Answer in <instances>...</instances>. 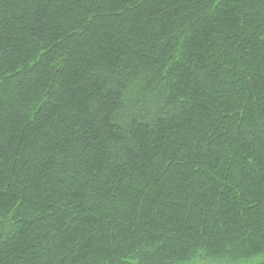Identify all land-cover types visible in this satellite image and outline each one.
<instances>
[{
  "label": "trees",
  "instance_id": "1",
  "mask_svg": "<svg viewBox=\"0 0 264 264\" xmlns=\"http://www.w3.org/2000/svg\"><path fill=\"white\" fill-rule=\"evenodd\" d=\"M262 254L264 0H0V264Z\"/></svg>",
  "mask_w": 264,
  "mask_h": 264
},
{
  "label": "rangeland",
  "instance_id": "2",
  "mask_svg": "<svg viewBox=\"0 0 264 264\" xmlns=\"http://www.w3.org/2000/svg\"><path fill=\"white\" fill-rule=\"evenodd\" d=\"M264 259V254L258 256L257 258H255L253 261L251 262H246V263H243V262H240V263H237V264H256L257 262H259L260 260ZM193 264H211V263H208V262H199V263H193Z\"/></svg>",
  "mask_w": 264,
  "mask_h": 264
}]
</instances>
